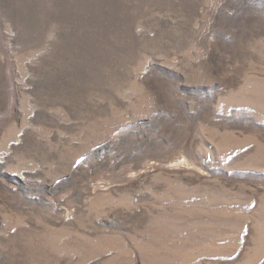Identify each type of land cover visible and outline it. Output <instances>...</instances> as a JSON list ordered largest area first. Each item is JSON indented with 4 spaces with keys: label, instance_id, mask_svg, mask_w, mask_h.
Masks as SVG:
<instances>
[{
    "label": "rangeland",
    "instance_id": "1",
    "mask_svg": "<svg viewBox=\"0 0 264 264\" xmlns=\"http://www.w3.org/2000/svg\"><path fill=\"white\" fill-rule=\"evenodd\" d=\"M0 264H264V0H0Z\"/></svg>",
    "mask_w": 264,
    "mask_h": 264
}]
</instances>
